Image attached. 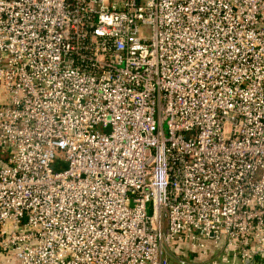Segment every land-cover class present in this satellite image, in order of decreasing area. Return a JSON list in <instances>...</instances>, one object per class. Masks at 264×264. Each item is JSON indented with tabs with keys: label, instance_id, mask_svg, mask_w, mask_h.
Segmentation results:
<instances>
[{
	"label": "built area",
	"instance_id": "2783aa9c",
	"mask_svg": "<svg viewBox=\"0 0 264 264\" xmlns=\"http://www.w3.org/2000/svg\"><path fill=\"white\" fill-rule=\"evenodd\" d=\"M189 250L264 260V0H0V264Z\"/></svg>",
	"mask_w": 264,
	"mask_h": 264
},
{
	"label": "trees",
	"instance_id": "16d2710c",
	"mask_svg": "<svg viewBox=\"0 0 264 264\" xmlns=\"http://www.w3.org/2000/svg\"><path fill=\"white\" fill-rule=\"evenodd\" d=\"M187 254H188L187 252H184V253L181 252V253L177 254V252L174 251L173 258L175 260V259H177V258H175V256H181L182 257V256H185ZM188 256H191L189 261L196 260L199 257L198 254H196V253H192L191 255H188ZM263 263H264L263 259H258L256 262V264H263Z\"/></svg>",
	"mask_w": 264,
	"mask_h": 264
},
{
	"label": "rangeland",
	"instance_id": "374dc122",
	"mask_svg": "<svg viewBox=\"0 0 264 264\" xmlns=\"http://www.w3.org/2000/svg\"><path fill=\"white\" fill-rule=\"evenodd\" d=\"M165 129H166V127H165ZM170 253H171V256H172L173 264H176L177 259L174 260V258H173V254H172V251H170ZM187 253H188L187 255L182 256L180 259H183V260H185V261H189V259L191 258V256H188V255H191L193 252H192L191 250H189Z\"/></svg>",
	"mask_w": 264,
	"mask_h": 264
},
{
	"label": "crops",
	"instance_id": "0c3cea01",
	"mask_svg": "<svg viewBox=\"0 0 264 264\" xmlns=\"http://www.w3.org/2000/svg\"><path fill=\"white\" fill-rule=\"evenodd\" d=\"M175 256V255H174ZM175 258H177V256H175ZM200 260H203L202 258H199ZM176 264H177V262H176Z\"/></svg>",
	"mask_w": 264,
	"mask_h": 264
}]
</instances>
